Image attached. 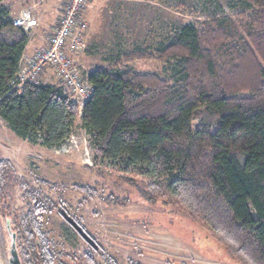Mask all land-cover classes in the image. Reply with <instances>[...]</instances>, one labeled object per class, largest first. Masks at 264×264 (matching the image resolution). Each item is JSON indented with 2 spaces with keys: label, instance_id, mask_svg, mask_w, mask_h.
Wrapping results in <instances>:
<instances>
[{
  "label": "trees",
  "instance_id": "1",
  "mask_svg": "<svg viewBox=\"0 0 264 264\" xmlns=\"http://www.w3.org/2000/svg\"><path fill=\"white\" fill-rule=\"evenodd\" d=\"M241 1L255 11L247 43L225 50L227 19L213 20L203 32L182 26L164 49L136 51L89 72L94 92L79 115L61 82L14 88L29 37L13 26V12L0 0V118L21 140L49 148L63 146L80 118L95 162L113 167L130 185L142 182L149 200L179 207L238 264H264V0ZM142 60L170 63V79L124 68ZM15 175L0 162V194ZM27 198L38 204L29 203L19 225L25 247L13 221L6 218L5 225L10 220L21 264H54L57 254L40 222L53 202L37 191ZM1 227L0 217L6 260ZM93 241L97 248L89 244L77 264H101L97 257L117 264Z\"/></svg>",
  "mask_w": 264,
  "mask_h": 264
},
{
  "label": "rangeland",
  "instance_id": "2",
  "mask_svg": "<svg viewBox=\"0 0 264 264\" xmlns=\"http://www.w3.org/2000/svg\"><path fill=\"white\" fill-rule=\"evenodd\" d=\"M1 4L16 15L30 9L38 21L26 33L34 53L46 47L62 15L56 10L60 0H3ZM215 19L228 20L229 30L224 36L227 50L229 45L241 47L244 41L247 43L246 31L255 11L241 0H87L79 23L86 25L84 48L73 60L85 77L124 55L164 49L182 26L192 25L203 32ZM171 66L168 62L142 60L127 62L124 68L169 80ZM44 73L52 77L49 83L59 84L54 69L46 67L41 75ZM78 113H82L79 107ZM71 136L74 142H65L59 149L45 147L21 140L0 118V162H8L16 172L0 194L1 237L7 251L11 238L5 220L13 221L19 246L25 247L19 225L28 214L29 203L34 207L38 204L27 198L28 193L37 191L54 204H48L40 218L42 231L57 254L54 264H77L76 256L90 249L63 219L58 207L67 211L117 264H238L179 207L166 199L149 200L151 195L142 182L135 180L130 185L117 177L113 167L95 162L96 150L80 118L73 122ZM20 184L26 185L25 190Z\"/></svg>",
  "mask_w": 264,
  "mask_h": 264
},
{
  "label": "built area",
  "instance_id": "3",
  "mask_svg": "<svg viewBox=\"0 0 264 264\" xmlns=\"http://www.w3.org/2000/svg\"><path fill=\"white\" fill-rule=\"evenodd\" d=\"M63 15L50 37L46 47L37 50L26 62L21 61L19 72L13 86L21 92L26 83L38 84L46 67L54 69L63 84V93L72 104L82 109L94 92L88 75L83 77L73 57L84 48L86 25H79L87 0H65ZM13 26L26 33L36 26L35 15L30 9H23L17 15L13 13ZM72 138V139H71ZM70 138L66 142H74ZM41 142V140H38ZM59 149V148H56Z\"/></svg>",
  "mask_w": 264,
  "mask_h": 264
},
{
  "label": "water",
  "instance_id": "4",
  "mask_svg": "<svg viewBox=\"0 0 264 264\" xmlns=\"http://www.w3.org/2000/svg\"><path fill=\"white\" fill-rule=\"evenodd\" d=\"M61 215L64 220L85 240L88 244L92 245L93 247L97 248V245L93 241V239L88 235L87 232L65 211H61ZM7 229L11 238V245L8 251V258L5 260L3 257V250L1 247V240H0V264H21L19 259V255L16 249V235L15 233L11 232L10 229V220L6 221Z\"/></svg>",
  "mask_w": 264,
  "mask_h": 264
},
{
  "label": "crops",
  "instance_id": "5",
  "mask_svg": "<svg viewBox=\"0 0 264 264\" xmlns=\"http://www.w3.org/2000/svg\"><path fill=\"white\" fill-rule=\"evenodd\" d=\"M61 1V5L60 6H58V7H56V10H58V12L60 13V14H62L63 15V11H64V7H65V0H60ZM46 10H48L47 9V5H46V7H44ZM42 10H43V7L41 8ZM13 12V11H12ZM62 12V13H61ZM62 15H61V17H62ZM61 17H60V19H61ZM37 21V20H36ZM60 20H58L57 22H59ZM37 23H38V21H37ZM56 27H57V25H56ZM55 27V28H56ZM34 51H35V48L34 47H32V44H31V42L29 41V43H28V45H27V47H26V49H25V51H24V54H23V57H22V60L21 61H24V62H26L27 60H29L32 56H33V54H34ZM52 77L49 75V74H46V73H44L43 75H41V82L43 83V84H48V85H53L52 83H49V82H51L52 81V79H51Z\"/></svg>",
  "mask_w": 264,
  "mask_h": 264
},
{
  "label": "flooded vegetation",
  "instance_id": "6",
  "mask_svg": "<svg viewBox=\"0 0 264 264\" xmlns=\"http://www.w3.org/2000/svg\"><path fill=\"white\" fill-rule=\"evenodd\" d=\"M58 210H59V213H60V215H61V211H62V209L60 210L59 209V207H58ZM62 216V215H61ZM71 227V226H70ZM83 228V227H82ZM86 232V231H85ZM77 233V232H76ZM78 234V233H77ZM79 235V234H78ZM80 236V235H79ZM81 237V236H80ZM82 238V237H81ZM88 244V243H87ZM89 245V244H88Z\"/></svg>",
  "mask_w": 264,
  "mask_h": 264
}]
</instances>
